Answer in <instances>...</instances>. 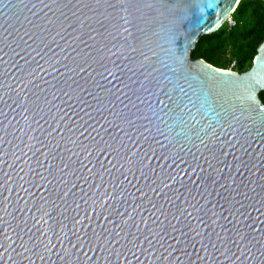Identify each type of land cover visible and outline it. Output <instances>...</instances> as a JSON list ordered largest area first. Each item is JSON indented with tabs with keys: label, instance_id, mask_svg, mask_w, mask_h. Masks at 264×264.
Instances as JSON below:
<instances>
[{
	"label": "water",
	"instance_id": "1",
	"mask_svg": "<svg viewBox=\"0 0 264 264\" xmlns=\"http://www.w3.org/2000/svg\"><path fill=\"white\" fill-rule=\"evenodd\" d=\"M240 0H0V264H264V40L191 52Z\"/></svg>",
	"mask_w": 264,
	"mask_h": 264
},
{
	"label": "trees",
	"instance_id": "2",
	"mask_svg": "<svg viewBox=\"0 0 264 264\" xmlns=\"http://www.w3.org/2000/svg\"><path fill=\"white\" fill-rule=\"evenodd\" d=\"M231 14L234 25L224 24L216 32L199 37L191 52L192 59H202L215 68L234 71L249 69L256 50L264 40V0H240ZM264 103V91L259 93Z\"/></svg>",
	"mask_w": 264,
	"mask_h": 264
},
{
	"label": "built area",
	"instance_id": "3",
	"mask_svg": "<svg viewBox=\"0 0 264 264\" xmlns=\"http://www.w3.org/2000/svg\"><path fill=\"white\" fill-rule=\"evenodd\" d=\"M225 24H227L228 27L233 26L234 22L232 20V17L227 19ZM234 64H235V62H232L231 64H229L230 66L228 67L227 71H234V66H235Z\"/></svg>",
	"mask_w": 264,
	"mask_h": 264
}]
</instances>
